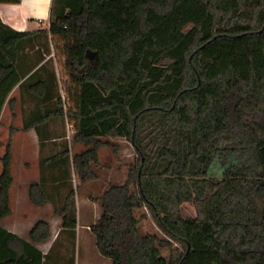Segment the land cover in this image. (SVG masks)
Returning <instances> with one entry per match:
<instances>
[{"label": "trees", "instance_id": "1", "mask_svg": "<svg viewBox=\"0 0 264 264\" xmlns=\"http://www.w3.org/2000/svg\"><path fill=\"white\" fill-rule=\"evenodd\" d=\"M22 0H0L20 4ZM49 35L73 40L70 75L80 82L71 144L40 161L68 190L54 215L78 226L76 190L100 181V152H134L126 180L108 181L91 227L112 264H264V0H54L48 29L19 32L0 18V118L16 87L36 103L23 131L43 133L68 115L49 69ZM12 102V101H11ZM17 132L11 129V136ZM60 137V136H59ZM12 139L0 158V221L11 215ZM53 142V141H52ZM72 148V146H71ZM43 180L30 201L50 198ZM193 203L194 219L181 215ZM159 231L142 234L150 221ZM52 240L39 221L30 241L0 226V264H45ZM63 264H75V255Z\"/></svg>", "mask_w": 264, "mask_h": 264}, {"label": "crops", "instance_id": "2", "mask_svg": "<svg viewBox=\"0 0 264 264\" xmlns=\"http://www.w3.org/2000/svg\"><path fill=\"white\" fill-rule=\"evenodd\" d=\"M53 2L54 0H22L20 4H0V18L5 24L23 32H37L45 30L49 28L51 23V10ZM49 42L51 45V53L46 56V60L40 66L44 65L51 59L53 60L54 58L56 76L59 79H62V70H66L70 75L67 64L68 51L66 50V47L64 49H58L57 46L62 45L61 47H63V45H67V42L71 45L73 40L69 37L49 35ZM62 97L64 98V96ZM8 101V105L11 109V123L13 122V119H15V122L12 123L13 125L11 124V128L14 126L13 128H16L17 130L11 138L12 175L14 178V184L10 191V207L12 213L8 217H14L15 214H18L17 216L21 218V223L30 221V213L35 214L37 218L31 221L30 224L27 222L29 226H18L15 225L13 221L3 225V222H5L8 218L6 217L0 221V226L9 232L16 234L20 238L30 241V232L33 227L39 221H47L51 226L52 240L43 244H35V246L45 256V264H63L72 258L73 253L75 254V264H77L78 257L76 258V253L70 246L73 239L71 237V233L63 230L61 220L54 215L55 208L62 205L63 199L68 193L64 187L59 186V184L65 182V179L58 178L61 171H58L56 167H48L43 170H41L40 167V161L42 159L53 157L64 149L58 140L65 139V135L64 133L63 135H61L62 133H59V136L63 138L59 139V137L57 139H53L52 141L54 143H51L52 141L40 143L38 134L34 129L30 131H23L22 128L24 122H22V126L17 125V122L19 121V113L17 112L18 107L20 104L31 100H29L26 95H22L20 88L16 87L10 95ZM18 101H20V103ZM78 108L79 96L78 105L75 109H73V112H77ZM19 109L22 111L21 108ZM4 111L0 118V124ZM69 126H71L74 130L76 129L77 121L75 117H73V124H69ZM63 130L64 129L62 127V131ZM74 130L71 134H74ZM48 132H57L54 130V125L46 127L43 131V133ZM3 156L4 155L0 156V158ZM104 172L110 173V170L106 168ZM40 180H43L46 183V193L50 198V201H48L44 206L34 205L30 201L29 197L30 185L37 183ZM74 181L69 178L67 179L69 186L71 185V182H73L74 189L76 190L75 200L78 219V226L75 230L76 247L78 245L80 246L79 253H83V259L87 264H95L93 262L94 259L87 257V253L91 245L93 248L96 247V239L95 237H92L94 235L91 232V227L95 225L97 220L100 218V209L98 204L90 199L91 196L95 197V195L91 192L93 185H91V187H89L90 185L87 187L83 186L81 192H79L76 182ZM16 186L19 188L17 189ZM19 227H25L24 231L21 232ZM80 254L79 257H81ZM98 256L99 264H111L109 261L101 257L100 254Z\"/></svg>", "mask_w": 264, "mask_h": 264}, {"label": "rangeland", "instance_id": "3", "mask_svg": "<svg viewBox=\"0 0 264 264\" xmlns=\"http://www.w3.org/2000/svg\"><path fill=\"white\" fill-rule=\"evenodd\" d=\"M49 46H50V51H51L50 43H49ZM61 46L62 45H58L57 48L58 49H61V48L64 49L66 47V50L68 51V47L70 45H69V42H67V45L65 44V45H63V47H61ZM48 68L53 69L55 71L54 58H53V60L52 59L50 60ZM64 71H65V73H64ZM62 74H63L62 79H59L57 77V88H58V93L60 94L61 99L63 101L64 110L68 111V115H65V117H63V118L54 120L51 125H54V130L57 131L54 133V135H58L57 136L58 138H59V135L61 133H62L61 135H63V133H64L65 139H62L63 137L62 138L60 137L59 139H62V140H58L61 143V145L64 146L66 144L69 147V149L71 150V152H73V154H75L81 150V147L71 144V139H72V135H73L71 133H73L74 129L72 127L69 128V124H71V125L73 124V116L71 113H73V109H75V107L78 105V96H79V92H80V82L75 77H73L72 75H69L66 70H62ZM13 95H15V94H13ZM62 96H64V98ZM18 102L20 103V101H18ZM19 108H21L22 111H20ZM35 109H36V103H34L32 101H28L26 103L20 104V106L18 107V111H17L19 113V116H18L19 121L17 122V125L20 126L22 124V122H25L27 115H29ZM14 120L15 119H13V122H15ZM12 123H11V109H10V106L7 104L5 111H4V114H3V118L1 120V124H0V156L5 155L6 147L9 143L10 139L12 138V136H11V129H12L11 124ZM62 127L64 129L63 131H62ZM51 143H54V142H51ZM119 143H121V147L123 148V150L120 153L121 159L115 160L113 158L112 150L110 151L108 149H103L100 152V158H101L102 166L100 168H98L97 172H98L101 180L94 182V183L90 184V186H89V187H91V185H93L91 188L92 189L91 192L95 196L96 195L99 196L104 192V190L107 187V184H109L108 181H112V183L114 182L117 184H121L126 180V173H127V169H128V167L126 165L130 164L133 161L134 152L126 141L119 140ZM71 146H72V148H71ZM106 168H108V170H110V173L104 172V170H106ZM2 170H3V164L0 162V174H1ZM71 180L72 181L75 180L74 182H76L78 191L81 192L82 188H80L79 180L77 179L73 170H71ZM71 184L74 188V183L71 182ZM16 188L18 189L19 187L16 186ZM67 192H68V190H67ZM145 212H147L149 214L150 221L143 223L140 226L141 227L140 230H141L142 234H147V233H152L154 231H156V232L159 231L155 222L153 221V218L151 217L150 212L147 209L145 210ZM17 215L18 214H15L14 217L13 216L10 218L8 217L6 219V221L3 222V225H6L10 221H13L14 224L18 225V226H20V225L29 226L30 222L33 221L35 218H37V216L35 214L30 213L31 219H29L30 221H27V222H29V224L27 222L21 223L20 222L21 218H19ZM181 215L185 219L196 218L197 217V211H196L193 203H184L181 206ZM24 229H25V227H19V230L21 232H23ZM92 237H94V236H92ZM70 246L73 249L72 243ZM79 250H80V246L78 245L76 247V250H75L76 258L78 257L77 264H87L83 259V257H84L83 253L81 252V254H80ZM79 254L81 255V257H79ZM99 254L100 253L98 251L97 246L95 248H93V246L91 245L89 247L87 257L88 258L90 257V259L91 258L94 259L93 262L95 264H99V260H98ZM73 255H75V254L73 253ZM101 257H103V256L101 255ZM103 258L112 264V261L110 259L105 258V257H103Z\"/></svg>", "mask_w": 264, "mask_h": 264}, {"label": "water", "instance_id": "4", "mask_svg": "<svg viewBox=\"0 0 264 264\" xmlns=\"http://www.w3.org/2000/svg\"><path fill=\"white\" fill-rule=\"evenodd\" d=\"M17 31H19V32H23V31H21V30H17Z\"/></svg>", "mask_w": 264, "mask_h": 264}, {"label": "built area", "instance_id": "5", "mask_svg": "<svg viewBox=\"0 0 264 264\" xmlns=\"http://www.w3.org/2000/svg\"><path fill=\"white\" fill-rule=\"evenodd\" d=\"M71 126H69V128H70Z\"/></svg>", "mask_w": 264, "mask_h": 264}]
</instances>
